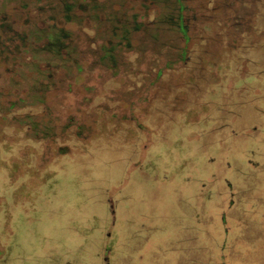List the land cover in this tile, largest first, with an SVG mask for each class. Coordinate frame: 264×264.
I'll list each match as a JSON object with an SVG mask.
<instances>
[{
  "label": "rangeland",
  "instance_id": "obj_1",
  "mask_svg": "<svg viewBox=\"0 0 264 264\" xmlns=\"http://www.w3.org/2000/svg\"><path fill=\"white\" fill-rule=\"evenodd\" d=\"M59 2L0 0L39 47L68 33L0 61V264H264V0H96L83 26Z\"/></svg>",
  "mask_w": 264,
  "mask_h": 264
},
{
  "label": "trees",
  "instance_id": "obj_2",
  "mask_svg": "<svg viewBox=\"0 0 264 264\" xmlns=\"http://www.w3.org/2000/svg\"><path fill=\"white\" fill-rule=\"evenodd\" d=\"M93 4L87 3V0H73V1H67V0H60L59 7L57 9L63 11L66 16V20L69 22H73L76 25H85L84 24V17H78L75 19V17H70L69 13H71L73 10H80L81 12H86V11H103L105 10V4L104 3H96V0L91 1ZM17 8L18 10H28L29 8V3L25 1L17 2ZM56 8H52V10H55ZM17 18V17H16ZM16 18H5L0 22V61L3 63V65H12L11 70H7V72L14 71L15 74H18L21 69L18 68L20 66L23 69H26L28 71H31V64L32 62H35L36 60L39 59V56L41 54H48L52 55L54 58H60L63 56L64 51L67 52L66 49V41L68 39V33H65L63 31H58L55 29V27H51V31L53 32L52 35H48L47 40L48 43H46L44 46L39 47L38 44L40 41H46V37L41 33V31H36L35 29H29L30 27V20L26 18L22 25L26 28L25 31L20 32L17 28L18 21H16ZM91 22L96 23L97 18L94 17L93 15L91 16ZM11 21H10V20ZM18 19V18H17ZM184 17L183 15H179V17H174L173 21L169 23L173 27H179V31L182 33L184 40L186 44L190 41V36H189V28L185 26L184 22ZM51 20H55V17H52ZM138 16L135 15L132 17V20H129L128 25H123L122 27V36H120V44H123L128 48L130 51L134 50L132 47V36L136 32H139L142 30V27L144 24H140L137 22ZM178 20V23H177ZM119 23H116L118 25ZM115 25V26H116ZM119 26V25H118ZM115 28V27H114ZM177 29V28H176ZM115 33H117L115 31ZM155 40H158L157 36L154 37ZM23 53L27 54V57L30 58L29 60L24 61L23 59ZM68 54H71L70 51ZM186 51L184 50L183 52V58L185 60L186 58ZM22 58V62L20 61ZM114 58V48H109L106 50V53L103 55L102 59L104 60H112ZM32 61V62H31ZM17 66V68H16ZM22 69V70H23ZM13 73V72H12ZM22 76L24 74H28V72L20 73ZM45 90V89H44ZM32 95V93H31ZM35 105V103L28 104L23 102V106L21 105L20 108H25V107H31ZM17 106L16 103L13 104L12 108H15ZM22 122V120L20 121ZM29 121H25L23 123H28ZM195 144V142H194ZM196 145V144H195ZM176 166H180L176 164ZM180 172H183V166L179 168ZM178 171V169H177ZM177 171H174L173 173L169 174H176ZM178 171V172H179ZM186 171V170H185ZM183 175L185 173L183 172ZM186 176V175H185ZM188 178V177H187ZM112 252V251H111Z\"/></svg>",
  "mask_w": 264,
  "mask_h": 264
},
{
  "label": "crops",
  "instance_id": "obj_3",
  "mask_svg": "<svg viewBox=\"0 0 264 264\" xmlns=\"http://www.w3.org/2000/svg\"><path fill=\"white\" fill-rule=\"evenodd\" d=\"M245 18V16H242V15H240V16H238V20H240L241 18ZM203 147V146H202ZM125 188H123V189H121V191H123ZM120 205V204H119ZM120 207V206H119ZM119 207H117V209L119 208ZM117 231H118V229H117ZM119 233L117 232V235H118ZM135 234H136V231H135ZM135 236V235H134ZM113 242V241H112ZM140 245V244H139ZM144 252V249H141V245H140V247L136 250V254H137V256L136 257H138V256H140L141 255V253H143ZM167 252V255L169 256V259L171 258V256H172V254H174V253H176L174 250H167L166 251ZM196 253L199 255L200 253H201V250H198L197 249V251H196ZM118 255V254H117ZM125 255V254H124ZM115 257H117L116 255H115ZM118 258V257H117ZM117 258H115L116 259V262H117ZM202 262V261H201ZM190 263H193L192 261H190ZM193 264H195V263H193Z\"/></svg>",
  "mask_w": 264,
  "mask_h": 264
},
{
  "label": "flooded vegetation",
  "instance_id": "obj_4",
  "mask_svg": "<svg viewBox=\"0 0 264 264\" xmlns=\"http://www.w3.org/2000/svg\"><path fill=\"white\" fill-rule=\"evenodd\" d=\"M181 9L183 10V9H185V8L183 7V8H181ZM240 25H242V24H240Z\"/></svg>",
  "mask_w": 264,
  "mask_h": 264
}]
</instances>
